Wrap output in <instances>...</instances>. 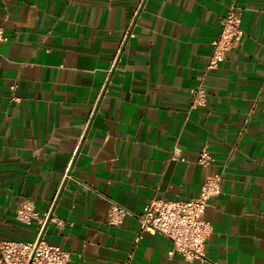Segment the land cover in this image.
Returning <instances> with one entry per match:
<instances>
[{
    "label": "crops",
    "instance_id": "crops-1",
    "mask_svg": "<svg viewBox=\"0 0 264 264\" xmlns=\"http://www.w3.org/2000/svg\"><path fill=\"white\" fill-rule=\"evenodd\" d=\"M232 4L243 37L205 74ZM0 29V240L73 264H264V0H0ZM215 176L205 261L107 225L110 201L139 214ZM27 201L44 230L17 221Z\"/></svg>",
    "mask_w": 264,
    "mask_h": 264
},
{
    "label": "built area",
    "instance_id": "built-area-1",
    "mask_svg": "<svg viewBox=\"0 0 264 264\" xmlns=\"http://www.w3.org/2000/svg\"><path fill=\"white\" fill-rule=\"evenodd\" d=\"M241 23V11L232 4L227 15L220 21L218 36L212 41V55L205 74L216 71L219 64L224 61L225 55L237 46L243 37ZM0 40H5L2 29H0ZM111 73L112 70L109 71V75ZM191 94L193 109L206 106L207 92L203 87ZM210 160L209 153L206 150L202 151L199 163L207 165ZM220 192V178L215 176L206 179L197 197L186 200L154 198L139 214L110 201L107 225L116 227L126 217L133 218L139 224L140 233L162 236L172 243L173 249L168 254L170 258L178 254L187 262L205 261L206 242L212 231L205 214L211 199ZM49 218V214L40 217L31 201L23 203L16 212L19 223L29 226L33 220H37L40 231L44 230ZM0 264H73V262L70 254L62 247L50 245L40 236L31 242L0 240Z\"/></svg>",
    "mask_w": 264,
    "mask_h": 264
}]
</instances>
